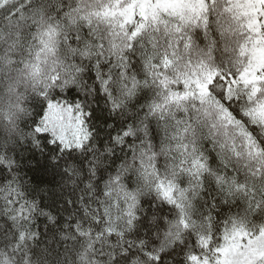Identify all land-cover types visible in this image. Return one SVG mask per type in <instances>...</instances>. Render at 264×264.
I'll return each instance as SVG.
<instances>
[{
	"label": "snow or ice",
	"instance_id": "obj_1",
	"mask_svg": "<svg viewBox=\"0 0 264 264\" xmlns=\"http://www.w3.org/2000/svg\"><path fill=\"white\" fill-rule=\"evenodd\" d=\"M0 264H264V0H0Z\"/></svg>",
	"mask_w": 264,
	"mask_h": 264
}]
</instances>
